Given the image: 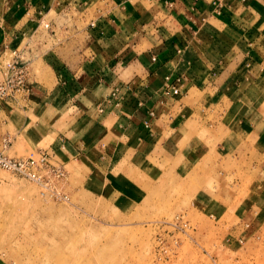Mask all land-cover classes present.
I'll list each match as a JSON object with an SVG mask.
<instances>
[{"label":"crops","instance_id":"crops-1","mask_svg":"<svg viewBox=\"0 0 264 264\" xmlns=\"http://www.w3.org/2000/svg\"><path fill=\"white\" fill-rule=\"evenodd\" d=\"M90 2L0 0V76L14 50L29 69L26 97L0 109L7 153L44 151L101 173L156 169L179 146L173 131L187 129L175 120L184 98L199 107L195 93L217 100L236 79L264 87V0H129L87 23ZM255 125L264 132V112Z\"/></svg>","mask_w":264,"mask_h":264},{"label":"rangeland","instance_id":"rangeland-1","mask_svg":"<svg viewBox=\"0 0 264 264\" xmlns=\"http://www.w3.org/2000/svg\"><path fill=\"white\" fill-rule=\"evenodd\" d=\"M127 1L91 0L87 23ZM239 82L217 100L195 93L199 107L183 99L175 120L187 129H173L179 146L156 169L101 173L50 156L69 202L0 166V264H264V87Z\"/></svg>","mask_w":264,"mask_h":264},{"label":"built area","instance_id":"built-area-1","mask_svg":"<svg viewBox=\"0 0 264 264\" xmlns=\"http://www.w3.org/2000/svg\"><path fill=\"white\" fill-rule=\"evenodd\" d=\"M28 72V63L17 50L4 56L0 76V109L7 101H17L26 97L29 92ZM166 80L172 93H181L180 86L173 83L170 76H167ZM9 142V139H5L0 148V166L34 180L56 199L67 198L63 191L56 188L57 183L65 175L64 168L54 165L50 155L44 151L27 157L11 156L6 151Z\"/></svg>","mask_w":264,"mask_h":264},{"label":"bare ground","instance_id":"bare-ground-1","mask_svg":"<svg viewBox=\"0 0 264 264\" xmlns=\"http://www.w3.org/2000/svg\"><path fill=\"white\" fill-rule=\"evenodd\" d=\"M12 53V51L10 52V54ZM38 154V153H37ZM6 169V168H5ZM7 171H10L9 169H6ZM10 172H12V171H10ZM59 183H57V186H56V188H57V190H59V191H62L60 188H59V185H58ZM65 195H66V197L67 198H65V199H60L61 201H64V202H69L70 201V197L65 193ZM57 200H59V199H57Z\"/></svg>","mask_w":264,"mask_h":264}]
</instances>
